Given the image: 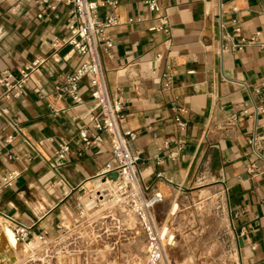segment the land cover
Masks as SVG:
<instances>
[{"label":"crops","instance_id":"crops-1","mask_svg":"<svg viewBox=\"0 0 264 264\" xmlns=\"http://www.w3.org/2000/svg\"><path fill=\"white\" fill-rule=\"evenodd\" d=\"M95 1L118 3L100 9L101 18L120 20L109 32L112 55L103 53L102 62L111 96L124 100L122 130L137 136L130 148L140 158L141 185L149 196L161 195L160 204L200 189L217 193L234 264H264V162L249 144L254 134L264 138V48L242 44L258 32L264 42V0H157L160 12L150 0ZM70 11L0 0V75L47 60L21 98L0 105L7 110L0 116V180L20 174L0 191V264L11 261L9 247L15 250L5 232L10 222L54 239L113 175L109 136L93 128L97 108L87 81L79 89L82 104L55 93L82 61L70 47L56 53L51 46L68 36ZM162 17L170 31H151ZM175 105L187 111L186 131L174 121ZM83 129L101 141L86 148ZM62 143L71 148L65 159L58 156Z\"/></svg>","mask_w":264,"mask_h":264},{"label":"built area","instance_id":"built-area-1","mask_svg":"<svg viewBox=\"0 0 264 264\" xmlns=\"http://www.w3.org/2000/svg\"><path fill=\"white\" fill-rule=\"evenodd\" d=\"M48 9L55 10L57 5L63 4L71 8L68 19L67 37H55L52 40V49L57 53L61 49L70 47L82 58L79 67L65 78L64 84L56 87V96L60 99L69 97L76 104H82L79 94L80 85L87 81L92 101L97 108V114L93 117L94 130L107 134L110 139L111 149L115 159V166L108 171V175L117 174V180H111L106 176L105 187H101L96 196L99 200L106 199L111 192L116 195L117 204L127 208L137 219L143 234L148 241V256L145 264H161L164 252V244L157 232L153 222L152 213L157 205L162 202L161 195L149 196V190L140 183L137 163L138 153H134L130 148V143L136 139V133L124 132L122 123L125 120L124 100L121 97H112L108 89L106 74L102 62V54L112 55L114 41L109 32L120 25V20L114 14H108L105 18L100 17V9L107 6L116 9L118 3L98 2L95 0H37ZM149 8L153 12H160L161 8L157 0L147 1ZM41 17V16H40ZM151 31H163L168 33L170 25L167 18H160V25ZM241 28H237V34L241 33ZM262 33L258 32L249 38L242 37L244 45H260ZM242 46V47H243ZM239 47V49H242ZM225 47H222L220 54H223ZM46 59H36L26 65L17 74L5 71L0 75V105L4 101L21 98L29 81L33 75L39 72L46 63ZM171 88L170 83L164 85L165 90ZM175 113L174 121L182 131H186L188 123L182 118L187 111L177 105L172 107ZM6 109L0 108V116L5 115ZM80 138L86 148L101 141L100 137L91 140L88 129L80 131ZM263 137L252 135L249 144L255 156L264 162ZM71 153L68 143L59 145L58 156L65 159ZM11 161L14 157L9 158ZM20 174L18 171H11L0 180V191L12 188ZM112 188H110V186ZM113 198V196H112ZM97 201L99 202V200ZM8 228L13 232L17 245H25L27 250L26 259L14 264H54V261L61 255H67V231L54 239L48 237L47 232L33 235V228L18 223H9Z\"/></svg>","mask_w":264,"mask_h":264},{"label":"rangeland","instance_id":"rangeland-1","mask_svg":"<svg viewBox=\"0 0 264 264\" xmlns=\"http://www.w3.org/2000/svg\"><path fill=\"white\" fill-rule=\"evenodd\" d=\"M97 199L92 193L67 222V255L54 264H145L149 245L137 219L117 204L113 192L106 205ZM152 217L164 244L161 264H234L224 201L217 193L179 195L157 205ZM8 249V264L26 259L25 245Z\"/></svg>","mask_w":264,"mask_h":264},{"label":"bare ground","instance_id":"bare-ground-1","mask_svg":"<svg viewBox=\"0 0 264 264\" xmlns=\"http://www.w3.org/2000/svg\"><path fill=\"white\" fill-rule=\"evenodd\" d=\"M107 184H111V183H109V182L106 183V184L104 183L102 186L105 187ZM102 186H101V187H102ZM101 187H100V188H101ZM100 188H99V189H100ZM104 197L107 198V195L104 194ZM99 202H100L102 205H106V199L99 200ZM9 229H10V228H9ZM5 232H6V234H7V237H8V241H9V243L13 245V246H12L13 248H17L18 245H17V243H16V240H15V238H14V234L12 233V231H11V230H7V231L5 230ZM160 237H161V236H160ZM161 239H162V237H161ZM166 257H167V256H164V259H167Z\"/></svg>","mask_w":264,"mask_h":264},{"label":"water","instance_id":"water-1","mask_svg":"<svg viewBox=\"0 0 264 264\" xmlns=\"http://www.w3.org/2000/svg\"><path fill=\"white\" fill-rule=\"evenodd\" d=\"M111 180H117L118 179V175L115 173L110 177ZM10 230L8 227H6V231ZM13 233V232H12Z\"/></svg>","mask_w":264,"mask_h":264}]
</instances>
